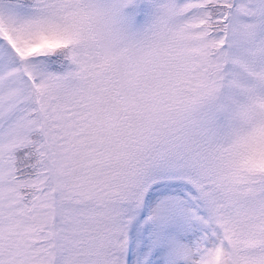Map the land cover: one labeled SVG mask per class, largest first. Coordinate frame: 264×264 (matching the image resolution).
<instances>
[{
	"label": "snow or ice",
	"instance_id": "6c2138e0",
	"mask_svg": "<svg viewBox=\"0 0 264 264\" xmlns=\"http://www.w3.org/2000/svg\"><path fill=\"white\" fill-rule=\"evenodd\" d=\"M0 264H264V0H0Z\"/></svg>",
	"mask_w": 264,
	"mask_h": 264
}]
</instances>
